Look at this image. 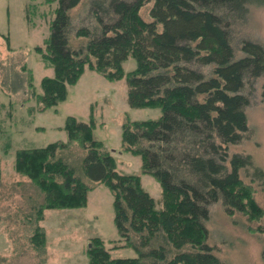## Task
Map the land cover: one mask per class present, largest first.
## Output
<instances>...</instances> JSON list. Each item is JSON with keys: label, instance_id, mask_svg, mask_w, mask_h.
<instances>
[{"label": "trees", "instance_id": "trees-1", "mask_svg": "<svg viewBox=\"0 0 264 264\" xmlns=\"http://www.w3.org/2000/svg\"><path fill=\"white\" fill-rule=\"evenodd\" d=\"M56 1L49 36L34 47L53 75L41 78L37 93L23 64L24 100L35 99L31 110L47 109L64 99L66 84H73L84 66L120 79L123 62L134 58L135 68L125 75L128 103L159 107L161 115L126 120L122 148L140 156L139 174L159 183L160 206L142 188L139 174L115 170V159L92 135L90 122L68 116L67 141L14 151L15 172L40 195L21 218L29 225V247L44 264L43 211L82 207L88 190L102 182L112 192L117 241H123L112 248L131 247L136 256L112 257L95 236L87 247L89 264H225L206 242L210 206L220 202L226 215L241 213L250 221L264 214L254 197L255 185L264 188V170L247 152L231 150L250 130L244 86L264 75V45L246 37L233 41L232 35L248 7L264 0H92L87 22L79 25L69 10L80 0ZM148 2L145 21L139 11ZM69 145L86 151L81 169L88 183L57 154ZM247 168L252 172L242 173L245 180L240 171ZM249 229L264 233L260 224Z\"/></svg>", "mask_w": 264, "mask_h": 264}, {"label": "rangeland", "instance_id": "rangeland-1", "mask_svg": "<svg viewBox=\"0 0 264 264\" xmlns=\"http://www.w3.org/2000/svg\"><path fill=\"white\" fill-rule=\"evenodd\" d=\"M90 1L80 0L69 10L74 25L87 22L85 16ZM150 5L151 2L146 3L139 11L145 21L149 20ZM56 6V0L50 3L45 0H0V264H40L41 258L29 247L26 237L29 225L21 219L23 212H28L31 201L40 195L27 178L15 172V149L67 141L64 124L68 116H73L76 120L91 123L92 135L101 140L115 157L117 171L139 174V156L126 153L122 148V122L125 119H156L161 115L159 107L129 105L125 75L136 66L132 57L122 64V78L109 80L84 66L77 80L66 84L62 101L44 110L30 109L36 106V101L34 98L24 100L28 93L24 88L25 72L21 66L24 64L30 71L34 90L41 92V78L52 76L53 68L44 63L34 47L42 46L48 38ZM242 37L264 45V5L248 7L232 40ZM263 88L264 75L245 84L244 91L249 97L245 113L250 130L238 144L231 146V150L247 152L254 165L264 170ZM85 153L83 148L74 145L57 152L74 167L75 175L88 183L81 169ZM251 172L252 168H247L240 174ZM140 175V184L157 201L159 183L149 174ZM242 178L248 180L243 174ZM254 197L264 210V188L261 185H255ZM112 200L110 187L97 182L88 190L84 206L45 209L40 222L46 242L43 263L89 264L88 242L95 236L102 238L112 257L136 256L131 247H111L110 241L119 239L113 222ZM159 206L156 202V207ZM258 224L264 226V214L258 221L247 220L241 213L228 216L216 202L210 206L204 222L206 242L225 264H264V233L249 229Z\"/></svg>", "mask_w": 264, "mask_h": 264}, {"label": "bare ground", "instance_id": "bare-ground-1", "mask_svg": "<svg viewBox=\"0 0 264 264\" xmlns=\"http://www.w3.org/2000/svg\"><path fill=\"white\" fill-rule=\"evenodd\" d=\"M158 233V232H157ZM155 234V233H154ZM158 235V234H157Z\"/></svg>", "mask_w": 264, "mask_h": 264}]
</instances>
